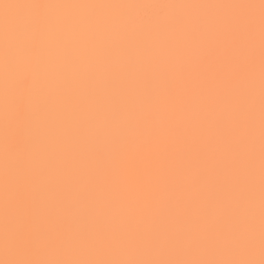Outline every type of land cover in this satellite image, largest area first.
I'll use <instances>...</instances> for the list:
<instances>
[{"label":"snow or ice","instance_id":"1","mask_svg":"<svg viewBox=\"0 0 264 264\" xmlns=\"http://www.w3.org/2000/svg\"><path fill=\"white\" fill-rule=\"evenodd\" d=\"M0 264H264V0H0Z\"/></svg>","mask_w":264,"mask_h":264}]
</instances>
